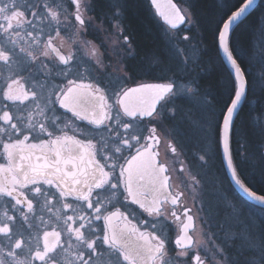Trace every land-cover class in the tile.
Returning <instances> with one entry per match:
<instances>
[{"label":"snow or ice","instance_id":"obj_1","mask_svg":"<svg viewBox=\"0 0 264 264\" xmlns=\"http://www.w3.org/2000/svg\"><path fill=\"white\" fill-rule=\"evenodd\" d=\"M149 3L168 25L165 37L186 71L196 61L182 45L201 56L206 48L202 37L193 42L180 28L193 23L190 13L173 0H166L170 11L160 0ZM255 4L229 2L216 21L212 45L231 66L223 77L227 96L217 105L194 79L175 72L156 77L165 82L127 86L135 83V73L126 67L121 71L120 50L131 55L134 48L125 34L122 0L109 5L110 34L118 38L113 53L119 60L103 40L96 45L84 39L94 26V0H0V264H239L227 239L213 244L211 255L197 243L196 221L208 239L215 233L204 229L212 224L192 214L183 203L184 192L173 188V172L183 176L186 171L183 161L175 166V143L168 145L172 168L160 159L159 147L161 134H167L164 123L175 114V99L182 92L202 99L206 114L199 125L200 147L187 181L195 190L202 192L210 184L223 193L220 173L226 171L264 206V194L248 186L241 171L249 158L246 148L240 146L242 153L233 149L234 114L248 87L235 55L234 26ZM257 24L264 49V11ZM70 31L82 44L73 41L75 52L64 54L54 40ZM84 48L92 69L87 77L77 70ZM161 63L155 54L146 56L142 71L150 75L153 65ZM105 76L114 79L105 82ZM220 200L226 201V195ZM129 203L138 205L146 218L126 211ZM204 211L201 201L198 213ZM169 217L180 230L175 249L165 235ZM260 247L259 261L244 264H264V237Z\"/></svg>","mask_w":264,"mask_h":264},{"label":"trees","instance_id":"obj_2","mask_svg":"<svg viewBox=\"0 0 264 264\" xmlns=\"http://www.w3.org/2000/svg\"><path fill=\"white\" fill-rule=\"evenodd\" d=\"M175 1L182 6L186 5L193 21L192 24L186 23L181 29L186 30V34L193 37V42L196 41L198 36L202 37L206 45L202 56L199 52H196V64L192 67V70L190 69L193 73L188 78L194 79L198 83L201 92L207 93L209 98L215 97L217 105L223 104L227 96L224 90L225 80L223 77L225 76V70H228V68L221 54L219 57L216 55L212 45V33L216 27V21L219 20L225 9V5L229 2L234 3L235 0ZM112 2L113 0H94L95 9L92 15L95 18L99 17L97 20L101 22L102 37H105V39L107 35L109 38H116L115 35L110 34L111 26L114 23L109 8ZM122 2L125 4L122 16L125 34L129 35L133 41L134 56L130 59V62L133 64L134 71L139 75L140 73L144 74L142 67L144 66L145 57L155 54L161 57L162 63L153 65L150 78L156 79V77H159L158 70L161 68L168 70L161 75L171 76L173 72L177 73L179 70L177 60L171 54L165 37L164 29L166 27L156 17L149 1L122 0ZM262 11H264V0H261L257 7L236 27V35L233 40V46L236 49L235 55L242 62L248 80L246 98L239 111V119L236 120L237 142H234L235 151L238 153V140H240L249 155L244 164H241L243 174L251 184H254L260 194H264V162L260 160L262 157L260 146L264 143V129L261 127V120L264 117V49H261L260 46L261 37L257 21ZM177 75L186 77L181 75L180 72ZM258 82H260L259 86L256 84ZM178 114L181 119L180 111H178ZM188 115L199 125L202 123L201 120L204 116L201 118L200 110L199 112L194 111L193 115H190V113ZM181 125L183 124L181 123ZM183 129H185L184 126ZM186 135V141L183 142L185 143L184 146L190 144L192 149L195 150V146L200 144V139H197L196 134L190 130H187ZM236 158L239 160L238 155ZM219 166V161H217L216 167L219 168ZM220 179L223 180L224 192H226L228 184L224 172L220 173ZM233 194L235 193L231 191L228 194V199L235 204L239 197ZM261 224L264 236V220L261 221Z\"/></svg>","mask_w":264,"mask_h":264},{"label":"rangeland","instance_id":"obj_3","mask_svg":"<svg viewBox=\"0 0 264 264\" xmlns=\"http://www.w3.org/2000/svg\"><path fill=\"white\" fill-rule=\"evenodd\" d=\"M186 10L188 8L186 5L183 6ZM189 12V10H188ZM164 25V24H163ZM165 26V25H164ZM166 27V26H165ZM167 28V27H166ZM58 41H62L64 38L63 36L56 37ZM84 39L87 40V37ZM117 37H110L107 35V38L102 37V40L107 44L108 47L113 49L114 44L117 42ZM168 42V41H167ZM65 44H69L71 42H66ZM82 44V41L79 42ZM169 49L171 50V54L175 57L178 64V72L181 73L183 76H191L193 73L191 70L194 65H189L188 69L185 71L183 66L180 63V57L176 54L172 45L168 43ZM185 49L188 50L189 57L196 61L197 55L196 52H192L189 45L184 44L182 45ZM120 55L125 57L126 54L124 53V49L120 50ZM120 57L116 56V60H119ZM126 58H124L125 60ZM191 69V70H190ZM181 77V76H180ZM178 82V81H177ZM181 89L184 87V81H179ZM175 110L177 109L180 111L181 119L177 120L182 123V127L184 126L185 129L181 137V144L184 147V143L186 140V132L187 130L193 131L196 134V138L200 139V132H199V124L192 120V118L188 115H193L194 111L199 112L201 111V118L206 114V106L203 104L202 99L198 101L197 99L191 97L190 94L181 93L175 101H174ZM192 109V110H191ZM176 110V111H177ZM204 118V117H203ZM202 122V120H201ZM263 129H264V117L261 120ZM187 129V130H186ZM195 146V145H194ZM261 151L264 150V143L262 145ZM200 144L195 146L194 152L196 153L199 149ZM185 152V150H184ZM183 156V151H182ZM195 160L196 157L194 156L193 164L191 165V161L184 164L185 165V173L181 176V183L182 188L187 193V202L195 204V206H199L201 201L204 203V207L208 210L209 219L212 224L211 229H204V231H209L210 233H215L211 239L206 238L202 235L201 223L200 220L198 222V231L194 234L196 237V241L198 244L203 245L204 247H208L214 249L212 247L213 244L219 245L220 243L224 242L227 239V243L229 246V250L232 256L239 261V264H244L246 260L256 259L259 261L261 255V238L264 237L262 233V224L261 221L264 220V210L260 207H255L253 205L244 202L241 199H238L237 202L234 204L231 200L228 199L226 196V201H221L220 197L225 195L226 192L217 193L215 189L211 187L209 184L204 191L195 190L191 187L190 181H187L188 178V169L193 168L195 169ZM187 181V183H185ZM224 187V183H223ZM235 196V194H233ZM219 204V206H218ZM200 216L205 217L204 214H200ZM217 224L220 227H217ZM211 251V250H209Z\"/></svg>","mask_w":264,"mask_h":264},{"label":"flooded vegetation","instance_id":"obj_4","mask_svg":"<svg viewBox=\"0 0 264 264\" xmlns=\"http://www.w3.org/2000/svg\"><path fill=\"white\" fill-rule=\"evenodd\" d=\"M93 18H94V26L89 29V34L86 37H87V40L92 41L93 44L99 45L100 41L102 40L101 22L98 21L97 19H95V16H93ZM242 22H240L239 24H241ZM60 35L63 36L64 39L62 41H58L57 38H56L54 40V44L56 45V47L59 48L62 51V53H64V54H68L69 52H75L76 47H75V44L73 43V41H75L76 43L81 42L80 37L78 35H73V33L71 31L68 34H65L64 32H61ZM70 36H71V39L69 38ZM64 40H66V42H71V43L65 44L64 43ZM108 50H109V53H112V58L114 60H116V55H115V53H113V49L110 48V47H108ZM133 56H134L133 53L131 55H127L126 54V56L124 58H127V60H124L123 64L120 65L121 71H123L124 68L126 67L129 70V73H135V83H129L127 86L134 87V86H136L139 83H158V82H165V81H161V80H158V79H152V78H150V75L145 74V73L144 74H141L140 73V75L137 74L134 71V67H133L132 62H130V59L133 58ZM87 59H88V49L87 48H84L83 49V52H82L81 63L77 66V70L80 73L84 74L85 77H87L88 72L92 71L91 66L85 62V61H87ZM112 68L113 69L116 68V64L115 63H113ZM228 70H229V68H228ZM161 74H162V72H161V69H160V70H158V75L160 76ZM112 79H114V78L113 77H110V76H105L104 77V81L105 82H107L109 80H112ZM85 82H87V80H85ZM256 84L259 86L260 85V82H258ZM247 89H248V87H247ZM240 109H239V111H240ZM176 110H175V114L174 115H170L169 118L166 119V121L164 123V129H165V132L167 134L166 135L163 134V133L161 134L162 143H161V145L159 147V152H160V159L163 160L166 164H168V166L170 168H172L173 167L174 158H173L172 154L170 152H168V145H169V143H175V145L177 146L178 153H179V156L177 158V163L175 165L176 168L178 169L179 168V161H183V163L185 164L187 162V160H188V162L191 161V160H194L195 152L192 149V147L190 146V144L189 145L186 144L183 147L182 144H181V142H180L181 137H182V134L181 133H183V127H181L180 122L177 121L180 118H179L178 110L177 111ZM239 111L237 113V116L235 118V121L239 119L238 118ZM81 123H85L86 124V122H81ZM261 127L263 128L262 123H261ZM238 141H239V144H238V149H239L238 150V153H242V149H241L240 146L243 145V144H242V142L240 140H238ZM262 147L263 146L261 145L260 148L262 149ZM233 149L235 150V144L234 143H233ZM184 150H185V152H184ZM182 151H183V156H182ZM166 153H167V155H166ZM238 156H239V159H240V155H238ZM261 156H260L261 157L260 160H262L264 162V150L261 151ZM188 162H187V164H188ZM192 164H193V161H191V165ZM242 164H244V162ZM242 169H243V166H241V171L243 172ZM224 173H225V177L227 179V184H228L225 195L228 197V194L231 193V191H232L233 193H235L236 196L239 197V199L243 200L244 202H247L250 205L255 206L254 204L250 203L249 201H247L246 199H244L242 196H240L238 194V192L236 191L235 187L231 183V181L229 179V176L226 173V171ZM244 178H245V183L248 186H250L254 191H256L257 194H260L257 191V189L254 187V184H251L249 182V180L245 177V175H244ZM172 184H173V188L174 189H179L180 191H183L184 192L183 203L185 205H187L189 208L192 209V214L199 215V216H200V214H202V215L204 214L205 218L206 219H209V213H208V210L205 207H204V209H205L204 212H199L198 213L199 206H195V204H192L191 205L189 203V201L187 202V198H186L187 197V193L182 188L181 176L176 171L173 172V181H172ZM255 207H258V206H255ZM126 211L134 214L138 219L143 220V219L146 218V215L143 214V211L139 208L138 205L129 203L127 205ZM45 219L46 220L48 219L47 215L45 216ZM198 222H199V220L196 221L195 233H196V231H198ZM165 224L168 226V231L165 233V235L168 236V237H171V239H172V243L169 245V247L172 248V249H175L174 240H175V238L177 236L180 235L179 227H178L177 224H173L172 223V218L171 217H169V219L165 222ZM26 226L27 225H25V227ZM211 228H213V227H211ZM209 250H211V251H209ZM176 251H178V249H176ZM203 251L206 252V253H208L209 255H211L213 253L212 252V249H210L208 247H203ZM171 254L172 255H175V251L172 252ZM173 264H175V262H173Z\"/></svg>","mask_w":264,"mask_h":264},{"label":"water","instance_id":"obj_5","mask_svg":"<svg viewBox=\"0 0 264 264\" xmlns=\"http://www.w3.org/2000/svg\"><path fill=\"white\" fill-rule=\"evenodd\" d=\"M149 1V0H148ZM173 2L174 3H177L175 0H173ZM259 2H260V0H256V4L254 5V7H253V9H250L249 10V14L257 7V5L259 4ZM160 3H161V5H162V7H164V9L166 10V11H170V10H168L167 9V7H166V0H160ZM152 7V6H151ZM152 9L154 10V12H155V14H156V11H155V8L154 7H152ZM248 14V15H249ZM247 15V16H248ZM156 16L159 18V20L161 21V23L162 24H164L166 27H168V25H166L165 24V22L163 21V19L161 18V17H159V15L158 14H156ZM246 16V17H247ZM245 17V18H246ZM245 18H242V21L245 19ZM242 21H238L237 22V25L240 23V22H242ZM236 25V26H237ZM183 25H180V28L182 27ZM236 26H234V27H236ZM221 54V57H222V59H223V61H224V63L226 64V66L229 68V70L231 71V66L228 64V62L223 58V53H220ZM135 87V86H134ZM247 91V90H246ZM244 99L245 98H242V100H241V103H240V105L238 106V109H237V112L234 114V120H235V118H236V116H237V113H238V111H239V109L241 108V106H242V104H243V102H244ZM228 174V176H229V179H230V181H231V183L233 184V186L235 187V189H236V191L238 192V194L240 195V196H242L244 199H246L247 201H249L250 203H252V204H254L255 206H258V207H260V208H264V206H261L260 204H259V202L258 201H256V200H254V199H252L251 197H249L239 186H237L233 181H232V179H231V175H230V173H227ZM259 195V194H258Z\"/></svg>","mask_w":264,"mask_h":264},{"label":"bare ground","instance_id":"obj_6","mask_svg":"<svg viewBox=\"0 0 264 264\" xmlns=\"http://www.w3.org/2000/svg\"><path fill=\"white\" fill-rule=\"evenodd\" d=\"M262 123V122H261Z\"/></svg>","mask_w":264,"mask_h":264}]
</instances>
